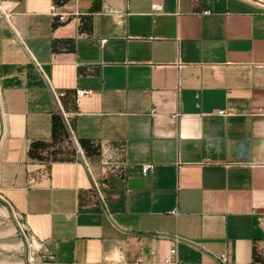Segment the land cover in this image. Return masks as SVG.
I'll list each match as a JSON object with an SVG mask.
<instances>
[{"label": "crops", "instance_id": "obj_1", "mask_svg": "<svg viewBox=\"0 0 264 264\" xmlns=\"http://www.w3.org/2000/svg\"><path fill=\"white\" fill-rule=\"evenodd\" d=\"M0 103L51 264H264V0H0Z\"/></svg>", "mask_w": 264, "mask_h": 264}, {"label": "rangeland", "instance_id": "obj_2", "mask_svg": "<svg viewBox=\"0 0 264 264\" xmlns=\"http://www.w3.org/2000/svg\"><path fill=\"white\" fill-rule=\"evenodd\" d=\"M1 116L0 103V137ZM49 254L28 231L21 215L0 197V264H51Z\"/></svg>", "mask_w": 264, "mask_h": 264}, {"label": "built area", "instance_id": "obj_3", "mask_svg": "<svg viewBox=\"0 0 264 264\" xmlns=\"http://www.w3.org/2000/svg\"><path fill=\"white\" fill-rule=\"evenodd\" d=\"M51 13L53 16L59 17L61 20H65L66 16L63 13H60L57 11V8L55 5L51 6ZM91 91L90 90H86V89H77L76 90V102H78L80 100L81 97L90 94ZM66 94L65 92H58V93H54V97L57 101V103L59 104V101L62 97H64ZM217 114L222 115V116H228V115H232L234 114V109L231 107H227L224 109H220L217 111ZM65 117H68V114H64ZM153 167V164H145L143 167V172L146 175ZM170 256L168 258L165 259V263H172L174 262V258L176 256V249L172 248L169 252ZM49 257L51 259H53V256L51 254H49ZM219 261L222 264H228V260H227V256L226 254H222L219 256Z\"/></svg>", "mask_w": 264, "mask_h": 264}]
</instances>
